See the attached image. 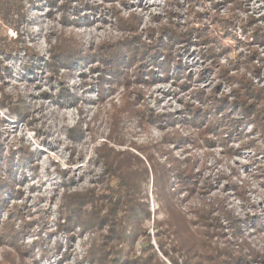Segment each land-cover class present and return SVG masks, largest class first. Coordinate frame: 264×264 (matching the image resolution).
Here are the masks:
<instances>
[{
    "label": "rangeland",
    "instance_id": "obj_1",
    "mask_svg": "<svg viewBox=\"0 0 264 264\" xmlns=\"http://www.w3.org/2000/svg\"><path fill=\"white\" fill-rule=\"evenodd\" d=\"M263 99L264 0H0V264H264Z\"/></svg>",
    "mask_w": 264,
    "mask_h": 264
},
{
    "label": "trees",
    "instance_id": "obj_2",
    "mask_svg": "<svg viewBox=\"0 0 264 264\" xmlns=\"http://www.w3.org/2000/svg\"><path fill=\"white\" fill-rule=\"evenodd\" d=\"M141 47L142 48H140V50H147L148 49L145 46H141ZM154 47L155 48H153L154 50H152V53H153L152 55H156L158 53V49L156 48V46H154ZM125 54H124L123 50L118 49V51L116 50V51L111 52V54L108 55L109 58L107 60L105 59L106 61L103 60L104 62H107V65H109V67L111 68V71H113L115 73L114 74L115 76H120L121 75L120 74V67L127 64L126 61L128 58H126ZM70 57H72V56H70ZM70 57H62V58H58V59L60 62L68 65L69 63H71ZM129 59H130V57H129ZM250 90H251V98L254 101L259 99V93L254 91L253 86L250 88ZM262 102H264V99L262 100ZM245 106H246V112H249L248 113L249 117H250V114L251 115L254 114V116H256V115L259 116L258 114H260V113L255 110L254 106H251V105H245ZM249 107H252V108H249ZM263 109H264V104H263ZM1 170H2V165L0 163V171ZM10 173H13L11 167L9 168L8 174H10ZM171 175H174L176 177V179H179L180 183L184 182L183 185H185L186 182L188 185L193 184L192 181H188V180H191V178H193V173L190 170H186L184 173H181V174L180 173L176 174L173 171H168L167 177L164 180H163V178H161L160 179L161 183H159L161 189L163 188V194L167 197V199H165L166 203H168L171 199H176L177 194L179 193V192H176V190L173 192H170V194L168 192L170 190V188L172 187V184H171L172 176ZM10 187H11V185H10V180L8 179V176L6 178L0 172V211L2 209L6 208V206H5L6 203H5V200L3 198V194H5L10 189ZM71 202L74 203V201H71ZM77 202H79V201H77ZM175 215L176 214H173V216H175ZM177 216L180 217V219H181V216H179V215H177ZM79 222H80V218H77L76 223H79ZM0 235H4L2 230H0ZM123 236L125 237V234ZM128 239L129 238H127L126 240H128ZM203 243L205 245V242H203ZM207 250L210 252L209 254H206L204 252H200L197 255L201 259H204V257H207V255H209L208 257H210L209 260H211V261L203 262V261L199 260L197 262H194L190 258H188L187 262L189 264H250V262L245 260L241 254H236L237 252H232L230 250H222V251L214 252L213 249H211L210 247H208ZM109 255L110 256L108 257L109 258L108 263L107 262L103 263V261H102L101 262L102 264H135L138 262L137 260L139 259L138 257L130 258V259L126 258L124 255H122V252H111ZM153 255H155V254H153ZM105 258L107 259V257H105Z\"/></svg>",
    "mask_w": 264,
    "mask_h": 264
}]
</instances>
